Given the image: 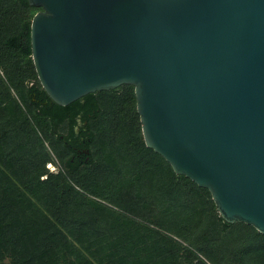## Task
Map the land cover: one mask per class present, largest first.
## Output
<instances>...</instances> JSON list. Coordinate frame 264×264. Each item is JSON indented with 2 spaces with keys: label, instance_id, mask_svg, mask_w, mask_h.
<instances>
[{
  "label": "trees",
  "instance_id": "1",
  "mask_svg": "<svg viewBox=\"0 0 264 264\" xmlns=\"http://www.w3.org/2000/svg\"><path fill=\"white\" fill-rule=\"evenodd\" d=\"M40 10L0 0V264H264V234L145 146L132 86L51 101L31 57ZM79 117L88 161L71 168L59 137Z\"/></svg>",
  "mask_w": 264,
  "mask_h": 264
},
{
  "label": "water",
  "instance_id": "2",
  "mask_svg": "<svg viewBox=\"0 0 264 264\" xmlns=\"http://www.w3.org/2000/svg\"><path fill=\"white\" fill-rule=\"evenodd\" d=\"M27 2L52 102L132 86L145 146L264 234V0Z\"/></svg>",
  "mask_w": 264,
  "mask_h": 264
},
{
  "label": "flooded vegetation",
  "instance_id": "3",
  "mask_svg": "<svg viewBox=\"0 0 264 264\" xmlns=\"http://www.w3.org/2000/svg\"><path fill=\"white\" fill-rule=\"evenodd\" d=\"M72 131L68 132L65 136H60L61 142L72 150V157L70 158V167L75 168L77 164L86 163L88 161V151L81 150L80 147L84 146L87 138L85 131L86 122H81L79 117L74 125H71ZM57 168V167H56Z\"/></svg>",
  "mask_w": 264,
  "mask_h": 264
},
{
  "label": "rangeland",
  "instance_id": "4",
  "mask_svg": "<svg viewBox=\"0 0 264 264\" xmlns=\"http://www.w3.org/2000/svg\"><path fill=\"white\" fill-rule=\"evenodd\" d=\"M46 168L49 172L55 173L57 171V168L53 164L46 165Z\"/></svg>",
  "mask_w": 264,
  "mask_h": 264
}]
</instances>
